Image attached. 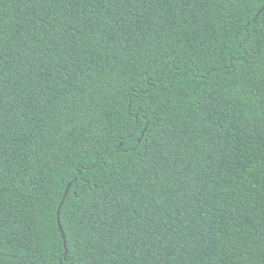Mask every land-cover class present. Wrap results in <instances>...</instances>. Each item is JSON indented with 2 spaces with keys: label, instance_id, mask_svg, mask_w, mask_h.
Here are the masks:
<instances>
[{
  "label": "trees",
  "instance_id": "1",
  "mask_svg": "<svg viewBox=\"0 0 264 264\" xmlns=\"http://www.w3.org/2000/svg\"><path fill=\"white\" fill-rule=\"evenodd\" d=\"M263 8L0 0V264H264Z\"/></svg>",
  "mask_w": 264,
  "mask_h": 264
},
{
  "label": "water",
  "instance_id": "2",
  "mask_svg": "<svg viewBox=\"0 0 264 264\" xmlns=\"http://www.w3.org/2000/svg\"><path fill=\"white\" fill-rule=\"evenodd\" d=\"M262 10H264V8L262 9ZM261 10V11H262ZM261 13V12H260ZM59 226H60V231H61V233H62V236H63V238H64V242H65V248H66V238H65V234H64V231H63V228H62V226H61V224L59 223ZM66 254H67V252H66Z\"/></svg>",
  "mask_w": 264,
  "mask_h": 264
}]
</instances>
